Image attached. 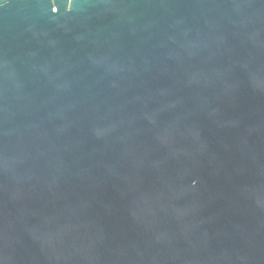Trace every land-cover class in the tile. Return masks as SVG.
I'll return each instance as SVG.
<instances>
[{"label": "water", "instance_id": "1", "mask_svg": "<svg viewBox=\"0 0 264 264\" xmlns=\"http://www.w3.org/2000/svg\"><path fill=\"white\" fill-rule=\"evenodd\" d=\"M0 264H264V0H0Z\"/></svg>", "mask_w": 264, "mask_h": 264}]
</instances>
